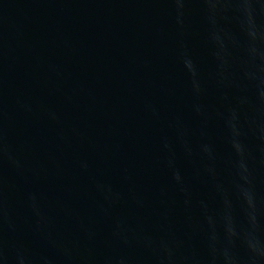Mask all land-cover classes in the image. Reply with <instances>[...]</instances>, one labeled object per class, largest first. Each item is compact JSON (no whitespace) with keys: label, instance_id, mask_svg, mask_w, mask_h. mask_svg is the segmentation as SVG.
Wrapping results in <instances>:
<instances>
[{"label":"water","instance_id":"95a60500","mask_svg":"<svg viewBox=\"0 0 264 264\" xmlns=\"http://www.w3.org/2000/svg\"><path fill=\"white\" fill-rule=\"evenodd\" d=\"M0 264H264V0H0Z\"/></svg>","mask_w":264,"mask_h":264}]
</instances>
